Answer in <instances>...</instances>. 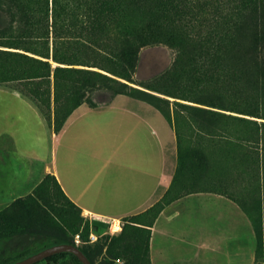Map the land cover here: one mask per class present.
<instances>
[{
  "label": "rangeland",
  "instance_id": "rangeland-1",
  "mask_svg": "<svg viewBox=\"0 0 264 264\" xmlns=\"http://www.w3.org/2000/svg\"><path fill=\"white\" fill-rule=\"evenodd\" d=\"M58 3L60 10L53 15L52 0H0V68L15 73V78L0 84L24 92L47 120L55 109L62 110L68 93L60 88L55 99L52 71L49 75L29 76L42 66L36 58L48 60L51 69L56 65L72 69L61 82L69 93L75 92L76 98L90 105L109 104L117 95L125 94L98 73L128 86L145 85L156 90L167 99L165 118L185 152L169 197L202 189L223 192L237 200L258 220L255 248L258 245V263L264 264V80L257 78L252 65L245 61L253 46V33H264V0H188L185 7L189 11L203 15L212 9L218 17H226L227 24L219 23L216 30H228L230 40L191 42L181 32L178 64L164 78L159 76L173 62L175 48L163 42L138 46L134 70L130 71L123 59L114 55L122 47L123 35L112 34L111 30L104 49L93 53L73 42L72 29L84 22L83 6L72 0ZM5 7L22 15L18 27L10 21ZM114 12L131 26L144 27L145 14L130 1L117 0ZM53 41L62 62L51 56ZM215 44L219 46L213 49ZM257 47L264 61V38ZM237 61L239 78L226 79V69ZM69 209L56 189L23 196L0 210V235L35 231L62 236L63 227L55 222L56 216ZM128 219H115V223L120 221V229L115 231L110 222L98 228L89 220L90 230L99 235L87 244L93 264H149L148 232L127 224ZM124 225L130 226L123 229ZM34 264L47 263L41 260Z\"/></svg>",
  "mask_w": 264,
  "mask_h": 264
},
{
  "label": "crops",
  "instance_id": "crops-1",
  "mask_svg": "<svg viewBox=\"0 0 264 264\" xmlns=\"http://www.w3.org/2000/svg\"><path fill=\"white\" fill-rule=\"evenodd\" d=\"M0 87V210L51 174L81 215L104 228L149 208L169 188L177 135L150 103L127 94L98 106L82 101L55 131L24 92ZM149 229L151 264H253L251 221L219 191L182 194Z\"/></svg>",
  "mask_w": 264,
  "mask_h": 264
},
{
  "label": "trees",
  "instance_id": "trees-1",
  "mask_svg": "<svg viewBox=\"0 0 264 264\" xmlns=\"http://www.w3.org/2000/svg\"><path fill=\"white\" fill-rule=\"evenodd\" d=\"M74 3L83 6L84 22L78 29H72V36L75 37L73 42L80 43L86 47L91 52L97 54V50L104 49L105 39L109 36L110 31L112 34L120 33L123 35L122 47L115 52V56L119 55L124 61V66L128 67L130 71L134 70L135 58L137 47L142 46L147 43L152 42H163L176 49V56L173 59L170 67L162 72L159 77H167L170 73L175 70L178 64L179 54L182 50V44L179 40L181 32L186 33L190 38L191 42H201V41H215L224 42L230 40V33L228 30H216V26L219 23L227 24L226 17H218L212 9L208 11L207 14L201 15L195 10L190 9V11L185 7L188 0H128L131 3L139 6L141 11L145 14L144 27L139 29L131 26L126 21L122 20V16L114 12V4L117 0H72ZM78 8V7H77ZM4 10L10 15V21L16 26H19V21L22 18L20 13H16L11 7H5ZM60 10L58 0H52V12L53 15ZM11 25V24H10ZM13 27V26H12ZM71 31V32H72ZM264 38V33L262 31H255L252 35L253 46L249 51L245 61H248L254 68V74L257 78L264 80V61L260 55L257 44L261 39ZM79 39L81 41H79ZM197 45V43H193ZM218 44H215L213 49L218 48ZM55 41H53V53L52 58L55 61L62 62L58 59L56 55ZM181 49V50H180ZM3 52V51H2ZM199 56V52L197 53ZM101 56V55H100ZM182 56V55H181ZM49 57V56H46ZM248 58V59H247ZM42 64L36 68L37 72L29 76H44L49 75L52 71L53 81H54V97L57 99L56 93L60 88L68 93L64 99V107L60 109H55L54 115L48 121L53 123L55 131H59L65 122L66 117L69 115L71 110L77 106L82 100L76 98L75 92L69 93L68 87L64 85L61 81L66 79L70 69L62 65H56L51 69V65L48 60L34 59ZM224 61V59H223ZM239 61L236 64L231 65V68L226 69V79L234 77L239 78L238 73L240 69L238 67ZM8 69L0 68V82L15 78V73H9ZM103 76L104 79H108L116 83L120 92L144 100L155 108H157L164 117H167L165 111L164 103L167 102L163 96L154 92L156 90L149 88L148 86L142 85L145 88H138L128 86L127 83L113 79L105 74L98 73ZM192 75V73H189ZM224 75V76H225ZM222 75H217V78L222 79ZM91 86L93 83H89ZM124 88H129L128 91H123ZM152 89V90H147ZM117 90V91H119ZM164 93V92H162ZM167 94V93H164ZM169 95V94H167ZM69 101H71L69 103ZM47 119V118H46ZM177 135V133H176ZM185 158V152L180 148V143L177 135V164L175 172L173 174L169 188L165 191L161 198H159L153 205L149 208L132 215H127L130 219L127 224H132L134 226H141L147 230V256H148V239L150 235V226L153 224L154 219L158 213L172 200L178 198L169 197L170 189L174 185L180 167H182ZM56 189L62 197H64L66 203L69 206V210L62 211L56 216V223L63 227L62 236H52L49 234H43L35 231H21L14 234L0 235V264H12L15 263L29 255L38 252L41 249L49 247L54 244L69 242L77 245L83 253L92 261L90 254L88 252V234L91 231L89 228V220L84 219L81 215L80 208L71 201L67 195L63 192L59 182L56 177L51 174H46L41 182L35 187L33 194L36 195L37 192H49L50 190ZM223 193V192H220ZM184 194V193H183ZM225 194V193H223ZM226 195V194H225ZM19 199V198H17ZM16 199V200H17ZM15 200V201H16ZM247 214L251 224L254 228L256 239L259 234L258 220L256 217L252 216L237 200L233 199ZM14 202V201H13ZM12 202V203H13ZM11 203V204H12ZM1 214V212H0ZM124 216V217H127ZM125 226L130 225H124ZM75 233H79L81 236V242L76 244L74 241ZM258 233V234H257ZM257 241V240H256ZM44 260L47 264H83L81 260L72 252L69 251H59L52 253L38 261ZM259 252L258 245L255 248L253 264L258 263ZM35 261L31 264H34ZM149 264H151L148 257ZM93 263V261H92Z\"/></svg>",
  "mask_w": 264,
  "mask_h": 264
},
{
  "label": "water",
  "instance_id": "water-1",
  "mask_svg": "<svg viewBox=\"0 0 264 264\" xmlns=\"http://www.w3.org/2000/svg\"><path fill=\"white\" fill-rule=\"evenodd\" d=\"M59 251L72 252L81 260L83 264H93L92 261L83 253V251L77 245L69 242L51 245L12 264H31L52 253Z\"/></svg>",
  "mask_w": 264,
  "mask_h": 264
},
{
  "label": "built area",
  "instance_id": "built-area-1",
  "mask_svg": "<svg viewBox=\"0 0 264 264\" xmlns=\"http://www.w3.org/2000/svg\"><path fill=\"white\" fill-rule=\"evenodd\" d=\"M115 219H112V222H111V229L112 231H115L117 230V228L120 229V221H118L117 223L114 222ZM99 235L96 233V232H93L92 230L89 232L88 234V239L87 241L88 242H93V241H96L98 239ZM74 241L76 242V244H78L79 242H81V236L79 233H75L74 235Z\"/></svg>",
  "mask_w": 264,
  "mask_h": 264
},
{
  "label": "bare ground",
  "instance_id": "bare-ground-1",
  "mask_svg": "<svg viewBox=\"0 0 264 264\" xmlns=\"http://www.w3.org/2000/svg\"><path fill=\"white\" fill-rule=\"evenodd\" d=\"M87 214V213H86ZM117 230H119V228H117Z\"/></svg>",
  "mask_w": 264,
  "mask_h": 264
}]
</instances>
